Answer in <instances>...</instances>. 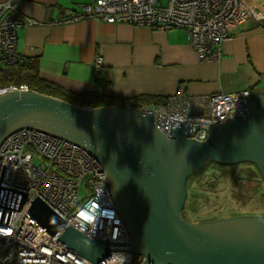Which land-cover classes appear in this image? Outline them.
<instances>
[{"label":"water","instance_id":"95a60500","mask_svg":"<svg viewBox=\"0 0 264 264\" xmlns=\"http://www.w3.org/2000/svg\"><path fill=\"white\" fill-rule=\"evenodd\" d=\"M239 101L223 122L208 123L207 138L189 136L195 121L174 120L148 108L81 107L32 89L0 94V141L19 127L68 139L103 167L128 242L90 238L35 198L31 215L58 241L97 263L110 250L141 254L151 264H264V215L207 222L183 215L188 177L208 161L249 162L264 179V102ZM128 244L127 249L110 248Z\"/></svg>","mask_w":264,"mask_h":264},{"label":"built area","instance_id":"2783aa9c","mask_svg":"<svg viewBox=\"0 0 264 264\" xmlns=\"http://www.w3.org/2000/svg\"><path fill=\"white\" fill-rule=\"evenodd\" d=\"M64 21L95 17L151 29H183L201 59H219L220 44L230 37L228 28L248 20H261V12L245 0H93L78 11H66ZM33 21L18 10L15 0L0 2V66L22 61L16 53L18 29ZM102 59L93 61L95 69ZM29 86L0 87V94ZM250 90L186 95L180 87L164 104L144 106L174 120L195 121L189 136L207 138L208 123L223 122L250 99ZM81 192V196L80 193ZM81 197V199H80ZM39 198L63 221L86 236L109 242H128L129 236L116 210L99 160L78 144L34 127H19L0 141V264H151L141 254L110 250L97 263L58 241L63 229L50 234L29 209ZM127 249L128 244L110 243Z\"/></svg>","mask_w":264,"mask_h":264},{"label":"crops","instance_id":"0c3cea01","mask_svg":"<svg viewBox=\"0 0 264 264\" xmlns=\"http://www.w3.org/2000/svg\"><path fill=\"white\" fill-rule=\"evenodd\" d=\"M92 1L15 0L17 10L33 21L18 29L16 53L44 81L105 100L167 98L182 87L192 96L249 89L256 105L264 102V0H245L263 19L228 28L219 59L209 61L201 59L183 29L95 17L64 21L67 10ZM97 56L102 59L98 70Z\"/></svg>","mask_w":264,"mask_h":264},{"label":"rangeland","instance_id":"374dc122","mask_svg":"<svg viewBox=\"0 0 264 264\" xmlns=\"http://www.w3.org/2000/svg\"><path fill=\"white\" fill-rule=\"evenodd\" d=\"M183 215L195 222L264 215V180L256 166L248 162H207L187 179Z\"/></svg>","mask_w":264,"mask_h":264},{"label":"trees","instance_id":"16d2710c","mask_svg":"<svg viewBox=\"0 0 264 264\" xmlns=\"http://www.w3.org/2000/svg\"><path fill=\"white\" fill-rule=\"evenodd\" d=\"M20 84H26L29 89L49 94L81 107L121 106L143 108L144 106H150V104L161 105L166 101V97L159 96H138L130 99L114 98L105 100L89 94L74 95L41 79L36 71L23 60L0 66V87L19 86Z\"/></svg>","mask_w":264,"mask_h":264},{"label":"flooded vegetation","instance_id":"af4514ba","mask_svg":"<svg viewBox=\"0 0 264 264\" xmlns=\"http://www.w3.org/2000/svg\"><path fill=\"white\" fill-rule=\"evenodd\" d=\"M208 162H211V163H216V162H213V161H208ZM249 163V162H248ZM216 164H218V165H220L219 163H216ZM252 164V163H251ZM222 165V164H221ZM254 165V164H253ZM255 166V165H254ZM259 171V170H258ZM259 174H260V176H261V172L259 171ZM262 177V176H261ZM263 179V178H262ZM264 180V179H263Z\"/></svg>","mask_w":264,"mask_h":264}]
</instances>
